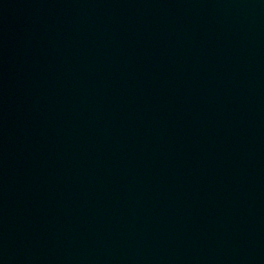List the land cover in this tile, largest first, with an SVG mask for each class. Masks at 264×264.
I'll list each match as a JSON object with an SVG mask.
<instances>
[{"label":"water","instance_id":"obj_1","mask_svg":"<svg viewBox=\"0 0 264 264\" xmlns=\"http://www.w3.org/2000/svg\"><path fill=\"white\" fill-rule=\"evenodd\" d=\"M0 264H264V0H0Z\"/></svg>","mask_w":264,"mask_h":264}]
</instances>
